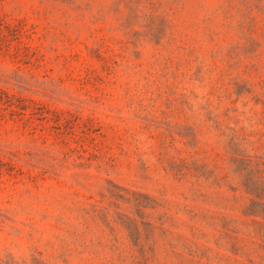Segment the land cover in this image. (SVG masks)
Instances as JSON below:
<instances>
[{
	"label": "rangeland",
	"instance_id": "rangeland-1",
	"mask_svg": "<svg viewBox=\"0 0 264 264\" xmlns=\"http://www.w3.org/2000/svg\"><path fill=\"white\" fill-rule=\"evenodd\" d=\"M0 264H264V0H0Z\"/></svg>",
	"mask_w": 264,
	"mask_h": 264
}]
</instances>
